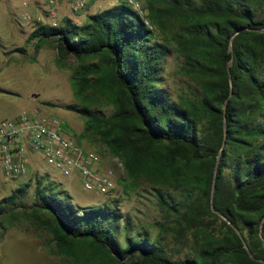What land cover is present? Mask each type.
Segmentation results:
<instances>
[{"label": "trees", "instance_id": "obj_1", "mask_svg": "<svg viewBox=\"0 0 264 264\" xmlns=\"http://www.w3.org/2000/svg\"><path fill=\"white\" fill-rule=\"evenodd\" d=\"M143 1L169 39L119 1L85 23L36 24L27 39H52L59 57L80 62L72 88L81 105L67 108L86 116L85 129L129 179L152 184L163 218L189 233L190 250L172 259L160 239L131 234L118 198L75 205L37 171L0 199V216L25 206L34 184L25 212L68 264H264V0ZM173 50L200 94L176 100L163 88ZM93 98L112 112L91 108Z\"/></svg>", "mask_w": 264, "mask_h": 264}, {"label": "rangeland", "instance_id": "obj_2", "mask_svg": "<svg viewBox=\"0 0 264 264\" xmlns=\"http://www.w3.org/2000/svg\"><path fill=\"white\" fill-rule=\"evenodd\" d=\"M23 1L25 0H0V121L14 117L24 110L37 109L43 115L63 120L67 124L68 135L75 141L80 142L79 139L83 137L82 139L95 143L99 150L107 151L98 137L85 129L86 116L67 108L68 104L81 105V100L72 88V78L79 70L80 62L72 55L59 57L56 43L52 39L38 46L35 45L36 40L27 39L36 22L25 19L24 15L29 14L32 18L45 16V0H31L27 5H23ZM195 2L199 3L200 0ZM116 3L117 0L100 1L99 9L109 8ZM97 6L96 4L94 8L81 11L78 16H72L67 7L63 6L57 15V22L60 24L68 16L74 18L76 23H85L88 12L98 10ZM172 27V30L176 29L173 23ZM155 36L158 39L167 36L169 39L170 31L162 33L155 30ZM167 41L173 49L172 42ZM19 48H23V51ZM183 62L182 54L173 50L164 61L161 76L163 88L176 100L181 97L192 98L201 93L197 81L183 68ZM94 99L91 101V108L98 109L104 115L112 112V106ZM31 157L34 162L28 166L27 176L7 180L0 188V199L15 187L28 182L29 177H33L35 168L52 183L56 194L69 196L75 205H109V200L118 198L119 207L130 219L133 229L131 234L145 231L151 238L160 239L172 259L183 258L190 250L189 233L185 236L178 235L173 229L174 223L163 218L156 191L147 181L129 179L124 169V173L118 175L116 190L103 195L84 190L80 180L74 181L73 177L64 176L48 165L40 154ZM33 189L34 184L29 187L22 200L25 206L11 209L8 205L7 211L0 216V264H68L57 253L50 233L34 223L25 212L32 203Z\"/></svg>", "mask_w": 264, "mask_h": 264}, {"label": "built area", "instance_id": "obj_3", "mask_svg": "<svg viewBox=\"0 0 264 264\" xmlns=\"http://www.w3.org/2000/svg\"><path fill=\"white\" fill-rule=\"evenodd\" d=\"M104 0H45V16L32 18L35 24L57 26V15L63 6L75 16L93 4ZM136 11L150 30L155 26L146 16L143 0H117ZM31 0L23 1L27 5ZM100 4L97 8L99 9ZM40 154L44 161L64 176L77 175L84 190L109 195L117 188L118 175L124 166L107 150L86 148L68 135L66 123L55 116L39 113L37 109L22 111L0 121V188L7 180L26 177L30 156Z\"/></svg>", "mask_w": 264, "mask_h": 264}, {"label": "crops", "instance_id": "obj_4", "mask_svg": "<svg viewBox=\"0 0 264 264\" xmlns=\"http://www.w3.org/2000/svg\"><path fill=\"white\" fill-rule=\"evenodd\" d=\"M98 5L99 4V2H97V3H95V4H93L92 6H90L89 7V9H91V8H94V6L95 5ZM67 9V8H66ZM88 9V10H89ZM68 10V9H67ZM98 10H100V9H98ZM98 10H96V11H98ZM96 11H93V12H88L89 14H92V13H94V12H96ZM73 16V15H72ZM74 19V18H73ZM67 125V124H66ZM80 144L81 145H83L84 147H86V148H90V149H97V150H99L98 148H97V145H95V143H93V142H90V141H88V140H86V139H81L80 140ZM31 166V165H30ZM34 168V167H33ZM34 171H37L35 168H34ZM35 173V172H34ZM73 178H74V181H76V180H79V178H78V176L77 175H73L72 176ZM72 178V179H73ZM18 180V179H17Z\"/></svg>", "mask_w": 264, "mask_h": 264}, {"label": "water", "instance_id": "obj_5", "mask_svg": "<svg viewBox=\"0 0 264 264\" xmlns=\"http://www.w3.org/2000/svg\"><path fill=\"white\" fill-rule=\"evenodd\" d=\"M212 197H213V192L211 193V200H212ZM245 246V245H244ZM246 247V246H245ZM247 248V247H246ZM248 253L250 254V251L249 249H247Z\"/></svg>", "mask_w": 264, "mask_h": 264}]
</instances>
